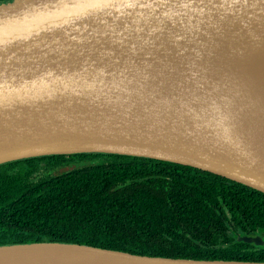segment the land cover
Wrapping results in <instances>:
<instances>
[{"label":"water","instance_id":"95a60500","mask_svg":"<svg viewBox=\"0 0 264 264\" xmlns=\"http://www.w3.org/2000/svg\"><path fill=\"white\" fill-rule=\"evenodd\" d=\"M80 154L168 162L264 194V0L0 4V165ZM0 264L264 262L40 242L0 245Z\"/></svg>","mask_w":264,"mask_h":264},{"label":"trees","instance_id":"16d2710c","mask_svg":"<svg viewBox=\"0 0 264 264\" xmlns=\"http://www.w3.org/2000/svg\"><path fill=\"white\" fill-rule=\"evenodd\" d=\"M254 235L264 240V194L190 167L104 154L0 165V245L264 262V246L237 240Z\"/></svg>","mask_w":264,"mask_h":264},{"label":"flooded vegetation","instance_id":"af4514ba","mask_svg":"<svg viewBox=\"0 0 264 264\" xmlns=\"http://www.w3.org/2000/svg\"><path fill=\"white\" fill-rule=\"evenodd\" d=\"M254 236H255V235H254ZM254 236H250V237H254ZM240 237H245V236H239V237H237V239L240 238ZM247 237H248V236H247Z\"/></svg>","mask_w":264,"mask_h":264}]
</instances>
